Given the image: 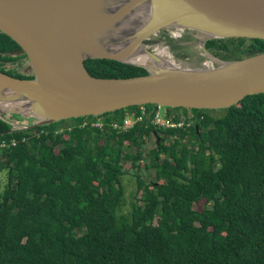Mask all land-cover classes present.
I'll list each match as a JSON object with an SVG mask.
<instances>
[{
	"label": "trees",
	"instance_id": "16d2710c",
	"mask_svg": "<svg viewBox=\"0 0 264 264\" xmlns=\"http://www.w3.org/2000/svg\"><path fill=\"white\" fill-rule=\"evenodd\" d=\"M204 46L221 61L264 52L260 39ZM16 47L0 33V59H11ZM85 65L104 78L148 73L109 58ZM131 110L139 106L100 117L121 121ZM191 111L199 118L188 132L149 122L123 132L80 126L93 116L72 119V128L64 120L13 130L0 119V144L8 143L0 145V264H264V93L219 117ZM149 137L156 146L146 155ZM147 158L150 181L140 172ZM127 161L137 200L123 213Z\"/></svg>",
	"mask_w": 264,
	"mask_h": 264
},
{
	"label": "water",
	"instance_id": "95a60500",
	"mask_svg": "<svg viewBox=\"0 0 264 264\" xmlns=\"http://www.w3.org/2000/svg\"><path fill=\"white\" fill-rule=\"evenodd\" d=\"M90 1L93 0H0V33L18 45L11 54H25L33 71V78L13 77L0 71V105H6L0 106V119L9 122L13 130L99 117L143 103L196 110L227 109L246 96L264 93V52L221 61L204 46L209 39L264 41V0H149L151 14L142 32L143 42L153 30L170 22L194 31L204 38L202 52L218 60L216 66L198 69L150 67L113 53L92 55L79 51L69 41L92 34L88 27L80 28L82 35L72 30L80 23L78 11ZM136 1L140 0L112 4L114 8L108 5L100 11L109 10L108 19L112 20L135 8L132 2ZM88 58L135 64L148 73L97 77L85 65ZM8 109L9 115L30 113L29 118L39 121L31 126L11 122L3 116Z\"/></svg>",
	"mask_w": 264,
	"mask_h": 264
},
{
	"label": "bare ground",
	"instance_id": "6f19581e",
	"mask_svg": "<svg viewBox=\"0 0 264 264\" xmlns=\"http://www.w3.org/2000/svg\"><path fill=\"white\" fill-rule=\"evenodd\" d=\"M127 0H93L86 6L79 10L77 16H80V23L72 30L82 35V27H88L92 30V34H86L80 38H74L69 42L74 44L76 48L85 54H117L121 58L149 65L150 67L158 68H180L175 63L173 56L168 52L165 47L158 45L157 51H151L143 42L142 35L143 29L150 18V4L149 0H140L134 3L135 8L125 12L123 15H118L117 18L108 19L109 10L103 13L102 10L106 8L117 6L121 2ZM113 4V5H112ZM103 18L105 21H103ZM105 25H108L107 28ZM167 26L181 28L175 22L168 23ZM159 30H153L146 36L149 38L151 35L157 34ZM110 33L111 35L106 38H100L103 34ZM172 34V33H171ZM174 34V33H173ZM177 36V35H176ZM181 37V36H180ZM83 39V41H81ZM77 44V45H76ZM208 63V62H207ZM208 65V64H207ZM182 69V68H181ZM4 107L6 105L1 104Z\"/></svg>",
	"mask_w": 264,
	"mask_h": 264
},
{
	"label": "rangeland",
	"instance_id": "374dc122",
	"mask_svg": "<svg viewBox=\"0 0 264 264\" xmlns=\"http://www.w3.org/2000/svg\"><path fill=\"white\" fill-rule=\"evenodd\" d=\"M167 36L173 38L176 46L170 45V43L167 41ZM203 39L204 38L200 34L194 31H189L185 28L166 26L159 29L157 34L151 35L149 38L145 39L144 43L151 51H157L158 47H160L158 45L165 47L168 50V52L173 56L175 63H177V65L180 66L181 68L198 69L204 67L205 65L206 66L218 65V60L209 57L202 52L201 43L203 42ZM8 66L9 68H12L11 65ZM20 71L24 75H28L27 73L31 72L29 64L27 63V67L26 68L23 67V69H21ZM9 112H10L9 109L5 110L3 116L6 117L7 120L17 124H21V125L26 124L31 126L36 124L37 121H39L34 118H29L28 115L30 113L23 112L24 114L9 115ZM211 114L215 117H219L220 115L222 116L224 114V109L214 110L211 112ZM12 116H14V118ZM72 123L73 120L69 119L67 120V122L64 123V126L70 125ZM155 146H156V139L154 137H149L147 139V144L144 147V151L146 155ZM128 150L129 152H133V153L136 152L135 148H129ZM149 162L150 160L148 158L147 160H143L140 162V166H141L140 172L142 174V178L147 181H150L155 177V169L147 168L146 164ZM131 165H132V161H127V163L124 166V169L126 171H129L130 175L127 174L123 177V183L126 189V193H125L126 201L124 206L122 207L123 213H129L131 211L132 202L137 200L136 199L137 184L135 181V177L133 176L134 172L131 170ZM0 178L3 180V183L6 182L5 171L0 172ZM203 207H204V200L194 204V208L197 211H201Z\"/></svg>",
	"mask_w": 264,
	"mask_h": 264
},
{
	"label": "built area",
	"instance_id": "2783aa9c",
	"mask_svg": "<svg viewBox=\"0 0 264 264\" xmlns=\"http://www.w3.org/2000/svg\"><path fill=\"white\" fill-rule=\"evenodd\" d=\"M147 104H150V106ZM138 106L139 110L128 111L121 121L112 120L109 122L106 118L99 116L95 120H85L80 126L90 125L100 129L107 127L117 132H123L135 128L139 124L149 122L157 128H185L188 132L194 125L195 120L199 118L191 111L192 109H187L186 112H183L182 110H177V108H169L155 103H143ZM72 126L70 125L68 128H72ZM62 130L60 128L58 131ZM0 145L6 146L8 143L3 141Z\"/></svg>",
	"mask_w": 264,
	"mask_h": 264
},
{
	"label": "flooded vegetation",
	"instance_id": "af4514ba",
	"mask_svg": "<svg viewBox=\"0 0 264 264\" xmlns=\"http://www.w3.org/2000/svg\"><path fill=\"white\" fill-rule=\"evenodd\" d=\"M16 49H18V45H17V47L14 50H16ZM9 55L11 56V59H9V60L0 59L1 68H3L5 71H10L13 74L24 75L23 73H21L20 70L23 69V67L26 68L27 67V63L29 64L27 56L25 54H18L16 56H13L12 54H9ZM8 65H11L12 68H9ZM30 71L31 72L27 73L28 75H25V76L33 77V71L31 69V67H30Z\"/></svg>",
	"mask_w": 264,
	"mask_h": 264
}]
</instances>
